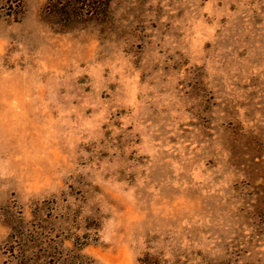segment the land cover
Returning <instances> with one entry per match:
<instances>
[{"label": "rangeland", "instance_id": "1", "mask_svg": "<svg viewBox=\"0 0 264 264\" xmlns=\"http://www.w3.org/2000/svg\"><path fill=\"white\" fill-rule=\"evenodd\" d=\"M0 0V264H264V0Z\"/></svg>", "mask_w": 264, "mask_h": 264}, {"label": "trees", "instance_id": "2", "mask_svg": "<svg viewBox=\"0 0 264 264\" xmlns=\"http://www.w3.org/2000/svg\"><path fill=\"white\" fill-rule=\"evenodd\" d=\"M112 0H49L48 5L52 6L60 18L74 20L83 15L96 16L108 12ZM151 259V258H150ZM149 254L139 260L138 264H150ZM152 260V259H151Z\"/></svg>", "mask_w": 264, "mask_h": 264}]
</instances>
